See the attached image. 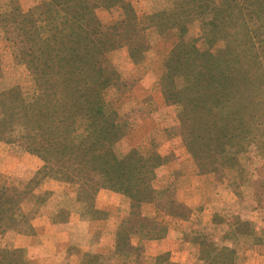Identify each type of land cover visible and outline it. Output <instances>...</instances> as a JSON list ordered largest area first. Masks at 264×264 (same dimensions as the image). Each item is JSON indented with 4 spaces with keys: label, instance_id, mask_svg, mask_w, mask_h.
<instances>
[{
    "label": "rangeland",
    "instance_id": "1",
    "mask_svg": "<svg viewBox=\"0 0 264 264\" xmlns=\"http://www.w3.org/2000/svg\"><path fill=\"white\" fill-rule=\"evenodd\" d=\"M42 1L16 0L18 18L8 0L0 4V91L8 89L0 101V128L10 131L0 138L1 205L8 199L6 211L0 210V264H154L157 258L222 264L217 259L233 253L229 249L231 264H264L261 139L236 130L223 139L224 151L213 169L212 161L204 165L190 152L181 133L183 119L199 125L203 116L199 105H188L196 101L184 91L192 78L179 66L182 57L189 50L191 56H206L227 45L208 42L207 18L159 28L156 16L170 12L175 0L95 4L94 15L112 44L108 60L120 76L113 87L107 78L97 83L108 89L107 100L126 119L114 150L132 185H138L132 198L119 183L98 184L91 166L66 159L60 167L55 140L46 139L54 143L52 150L38 152L26 138L28 127L15 102L35 103L41 91L31 68L17 56L18 48L29 46L17 22ZM127 7L134 15L128 34L138 32L136 22L140 27L136 46L134 37L121 35ZM71 21L63 17L60 24L69 28ZM73 61L89 89L92 67L82 55ZM181 97L189 101L188 109ZM65 128L72 136L86 134L94 128L92 116H78Z\"/></svg>",
    "mask_w": 264,
    "mask_h": 264
},
{
    "label": "trees",
    "instance_id": "2",
    "mask_svg": "<svg viewBox=\"0 0 264 264\" xmlns=\"http://www.w3.org/2000/svg\"><path fill=\"white\" fill-rule=\"evenodd\" d=\"M8 1L14 17L18 18L21 11L16 0ZM116 3L122 0H44L31 7L26 20L17 22L29 45L24 50L18 48L17 56L31 68L41 92L35 103L15 104L22 110L28 127L26 138L34 150H52L54 143L46 139H53L55 163L62 164L60 167H65L66 159L79 161L96 170L98 184L119 183L123 192L136 198L134 191L138 185H132L129 169L120 163L114 150L115 143L125 134L126 119L110 105L108 89L97 83L107 78L113 87L120 78L107 57L112 49L110 36L93 12L95 4ZM126 14L127 18L121 21V35L127 39L134 37L136 46L141 40L140 27L136 22L138 32L128 34L134 15L129 7ZM199 16L207 18L203 32L208 42L213 46L217 41H225L227 45L206 56H191L189 50L181 58L179 66L192 78L184 91L191 93L196 101L188 105H199L203 115L199 125L183 119L181 133L197 159L203 160L204 165L212 161L209 165L218 169L216 164L224 151L223 139L236 130L244 129L251 140L261 139L258 144L264 146V0H175L170 12L156 16V25L176 28L179 23ZM63 17L72 19L69 28L61 26ZM79 55L87 59L94 73L89 89L84 87L82 74L73 61ZM7 93L8 89L0 91V101L6 99ZM185 100L179 99L182 107L188 109ZM206 105L208 108L203 107ZM184 112L186 116L188 112ZM86 115L92 116L94 128L86 134L72 136L65 128L66 123ZM6 129L0 128V138L10 132ZM7 200L3 205L0 201V210L6 211ZM233 253L217 260L231 264ZM157 259L154 264H180ZM9 263L13 264L12 260Z\"/></svg>",
    "mask_w": 264,
    "mask_h": 264
}]
</instances>
